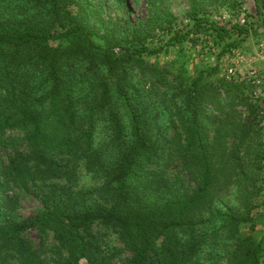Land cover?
<instances>
[{
  "label": "trees",
  "instance_id": "obj_1",
  "mask_svg": "<svg viewBox=\"0 0 264 264\" xmlns=\"http://www.w3.org/2000/svg\"><path fill=\"white\" fill-rule=\"evenodd\" d=\"M139 1L143 18L118 20L104 0H0V264H264V111L221 75L257 22L189 0L179 25ZM185 47L203 58L191 75L158 61ZM81 168L96 188L74 189Z\"/></svg>",
  "mask_w": 264,
  "mask_h": 264
},
{
  "label": "rangeland",
  "instance_id": "obj_2",
  "mask_svg": "<svg viewBox=\"0 0 264 264\" xmlns=\"http://www.w3.org/2000/svg\"><path fill=\"white\" fill-rule=\"evenodd\" d=\"M106 2L105 14L107 17L113 19H124L125 17H129V19L134 20L136 18H143L145 15V10L143 3L139 1V3L135 4V0H128V3L131 7V11L127 14L126 12H121L114 3L104 0ZM219 2H215L213 5L206 9V16L216 23L217 25L224 26L228 23H237L238 20L244 18L246 21L257 22V28L254 29L249 37L243 42L240 47L231 54H227L221 60V75L225 74V68L228 65H231L230 59L235 57L236 54L244 55L247 61L241 60L235 65L236 68V78L239 80H246L247 71L251 67H255L261 74H264L262 68L264 67V58L260 53V46H264V26L259 20V7L256 5L255 0H218ZM170 10L177 18V23L179 25H185L189 22V18L187 14L190 10L189 0H167ZM228 12L230 15V19L228 22H220L216 20V17H219L222 12ZM264 54V53H263ZM254 56V59H253ZM262 56V57H261ZM263 58V59H262ZM153 60V59H152ZM203 58L199 57L196 52L191 49L184 48L183 50L179 49H171L168 53L162 54L158 61L164 65H175L177 66V62H184L185 68L188 74H192L194 72V67L196 65H200ZM206 63L212 64L213 58L207 57L204 59ZM248 60H251L248 62ZM247 81V80H246ZM260 108L264 111V104H260ZM241 112L242 116L245 117L247 115L245 109L243 107L238 108ZM264 129V127H263ZM264 147V145H263ZM79 179L74 184V189H93L99 185V182L91 175L84 171L81 168L78 171ZM264 174V171H263ZM39 193L31 190L30 193H24L20 197L21 202V211L20 215L23 218H28L32 216L39 208L40 203L38 200ZM233 202V196L230 195L228 197L222 198L221 202L218 203L219 209H225V206L231 205ZM34 241L37 240L33 233ZM112 244L117 245L118 243L112 237ZM202 264H214L212 261L208 260L207 257L202 258Z\"/></svg>",
  "mask_w": 264,
  "mask_h": 264
},
{
  "label": "built area",
  "instance_id": "obj_3",
  "mask_svg": "<svg viewBox=\"0 0 264 264\" xmlns=\"http://www.w3.org/2000/svg\"><path fill=\"white\" fill-rule=\"evenodd\" d=\"M229 19H230V15L226 11L222 12L219 17H216V20H218L220 22H228ZM237 23L240 25H244L245 19L242 18V19L238 20ZM263 53H264V46L261 45L259 55H262L264 58ZM246 58L247 57H245L244 55H241L238 53V54H236L235 57H232L230 59L231 65H228L225 68V74H224L227 81H231L232 78L236 77L235 65H237L238 62L241 60L247 61ZM250 61L251 60H248V62H250ZM246 80L250 83V85L252 87L254 100L258 101L259 104H264V74H261L255 67H251L247 71Z\"/></svg>",
  "mask_w": 264,
  "mask_h": 264
},
{
  "label": "crops",
  "instance_id": "obj_4",
  "mask_svg": "<svg viewBox=\"0 0 264 264\" xmlns=\"http://www.w3.org/2000/svg\"><path fill=\"white\" fill-rule=\"evenodd\" d=\"M253 59H254V56H253ZM262 70L264 71V67L262 68Z\"/></svg>",
  "mask_w": 264,
  "mask_h": 264
}]
</instances>
